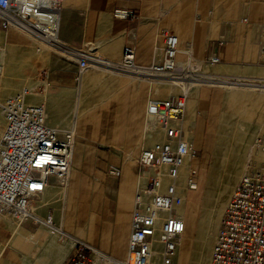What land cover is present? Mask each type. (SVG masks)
<instances>
[{"label": "crops", "instance_id": "0c3cea01", "mask_svg": "<svg viewBox=\"0 0 264 264\" xmlns=\"http://www.w3.org/2000/svg\"><path fill=\"white\" fill-rule=\"evenodd\" d=\"M116 8L134 10L137 19L114 18ZM0 31L4 32L1 28ZM9 31L8 36H0L3 71L10 63L6 61L8 46L14 47L20 41L13 35L14 30ZM164 32L179 38L177 62L184 73L189 70L190 52L191 62L196 66L207 65L208 59L218 57L221 65L264 74V0H64L61 40L75 48L95 50L94 55L102 60V65L85 72L77 93L74 80L77 63L54 53L48 57L46 49L37 48L36 53L47 56L50 74L58 83L47 98L49 125L66 129L70 124L69 115L75 109L74 159L69 185L66 190L61 188L60 216L55 212L46 213L39 206H34L30 218L20 224L8 216H0V264H64L72 256L69 242L60 243V236L52 235L44 225L45 216H50L52 224L65 234L88 243L105 257L95 256V264H106V261L117 264L126 259L135 196L145 184L135 159L140 142L142 146L146 143L142 137L147 102L150 97L168 99L176 88L167 80L159 83L155 81L162 80L113 70L109 63L121 61L125 46L135 49L136 63L141 67L162 63ZM85 43L92 47H83ZM23 53L31 57L32 45H27ZM257 68L260 73L255 70ZM216 76L219 75L214 76L216 80L202 83L186 97L189 122L201 101L206 99L204 93L200 95V88L222 82ZM159 85L170 89L154 87ZM227 89L231 90L230 107L244 101V96L234 88ZM251 90L264 92L261 88ZM224 95L225 92L215 93L210 115L220 109ZM257 102L264 103V98ZM259 109L263 111L264 120V107ZM245 110L240 109L243 119L247 118ZM201 125L200 122L195 125L197 130ZM159 138L149 136L148 140L154 142ZM199 139L195 137L194 146L201 150ZM207 149L208 144L204 151ZM203 165L206 166L204 160ZM110 166L121 168L120 178L109 174ZM50 184L53 186L52 179ZM46 192L47 189L43 197ZM211 201L205 198L201 215L207 224L214 222L209 220L214 218L209 209ZM189 207L184 209V218H188ZM197 233L189 243L183 236L179 264H193L194 261L199 264L204 232ZM208 254L204 264H209L211 252Z\"/></svg>", "mask_w": 264, "mask_h": 264}, {"label": "built area", "instance_id": "2783aa9c", "mask_svg": "<svg viewBox=\"0 0 264 264\" xmlns=\"http://www.w3.org/2000/svg\"><path fill=\"white\" fill-rule=\"evenodd\" d=\"M63 2L0 0V28L19 29L52 49L54 54L76 62L74 80L80 85L85 72L102 62L83 48L69 46L61 40ZM113 16L119 20L137 19L134 10L125 8H116ZM163 38L162 63L141 67L136 63L135 49L125 46L115 69L148 79H186L177 62L179 38L169 32H164ZM2 55L0 46V69ZM188 59L189 67L190 52ZM219 63L218 57L207 61L209 65ZM31 95L32 90L24 88L0 105L4 119L0 135V216L18 223L30 218L32 200L46 191L51 179H57L60 187L67 189L77 139L74 121L63 130L49 125L45 104H32ZM185 112L183 94L148 102L146 134L163 138L144 147L139 154L138 171L145 184L135 196L127 257L117 264H179L186 223L178 210L183 206L184 193L197 191L199 186L196 163L200 151L187 136ZM258 154H264V131L253 144V156ZM109 174L120 178L122 170L110 166ZM43 222L53 227L52 235L60 236V243L67 241L71 245L73 254L64 264H95V256L105 258L88 243L55 227L51 217ZM209 264H264V162L256 161L255 156L246 163L224 209Z\"/></svg>", "mask_w": 264, "mask_h": 264}, {"label": "rangeland", "instance_id": "374dc122", "mask_svg": "<svg viewBox=\"0 0 264 264\" xmlns=\"http://www.w3.org/2000/svg\"><path fill=\"white\" fill-rule=\"evenodd\" d=\"M12 30L15 31V34L13 35H15L17 38L20 39L19 41L20 43L18 42L14 47L8 46V49H7L8 55H7L6 61L10 63H9V66L5 69V71H3L2 69V73H0L1 74L0 75V105L3 104V102L7 98L16 94L22 89L30 88L32 90V95L29 97V101L32 104H37V105L45 104L47 114H48L47 98L49 97L51 90L55 86H57L58 83L54 78H52V75L50 74L49 64H48L49 62H48L47 56H45L44 53H41V54L36 53V50L37 48L38 49L40 48V50L46 49L48 51V57L53 55V50L50 48L48 49L45 46L41 45L33 37L25 34L19 29H11L10 31ZM7 33L8 31L7 32L0 31V36L6 37L8 36ZM27 38L32 40L35 43V45ZM29 44L32 45L33 47V54L31 57L28 58L24 56L23 52H24L25 47ZM84 46L92 47V45L88 43H85L83 47ZM55 56L62 57L57 54H55ZM195 69H200L202 72H204L207 75H214V76L219 75L216 77L222 81L218 83H212L209 86L203 85V87L200 88L199 90L201 92L200 95L202 96V94L204 93L206 99L204 101H201L200 105L196 108L192 121L189 122L187 113L185 112V127L187 131V136L191 139L194 145H195L194 143L195 137H200L199 142H200L202 149L199 150L200 156H199V160L196 163L198 174H199L198 190L194 192L184 193V196H183L184 203H183V206L179 208L178 211L181 214H183L185 207L190 206L189 207L190 211L188 212V218H184L186 221V229H185V234H184L186 242L189 243L191 237L193 236L195 237L196 234H199L197 232H204L203 235H201L203 236V242H202L203 249L200 255V259H199V264H204V258L209 255L208 253L212 251V248L216 242V237H217V233L220 227V222H221V219L224 213V209L226 205L229 203L232 193L234 192V190L239 184V181L244 172L246 163L248 162V160H250L248 159V153L251 150L253 152V144L255 140L260 135V133L264 131V120L262 119L263 111L259 109L260 107H264V103L257 102V100H261L264 98V92L260 90H251L253 88H261L262 90L264 89V86H261L262 84H264V74L257 75V73H249L243 70L232 68L230 66H224L221 64H217V65L207 64V65H201V66H196L195 64H192L189 66V70L185 72L186 73L185 77L187 78L191 76L192 74L194 75L193 73L194 71L192 72V70H195ZM231 69H233L234 71H232ZM226 70L228 71L227 73L222 72ZM255 70H258L260 73V70L258 68ZM249 75H253V76H249ZM75 86H76V90L78 93L81 89V84L77 85L75 83ZM154 87L160 90L170 89L169 86H164V85H159V86H154ZM229 87L234 88L235 91L239 93V95L244 96L245 98L244 101L237 102L233 105V107H230L231 105L229 104V98H230L231 90L227 89ZM216 92H225V95L223 96V102L221 104V107H219L220 109L217 112L213 113V115H210L211 113L210 108L212 105L213 97ZM180 95H182V92L180 91L179 88H176L175 92L172 94L171 97H178ZM154 99H163V97L162 98L150 97L148 102ZM148 102H147V105H148ZM231 108H233V110H231ZM146 109H147V106H146ZM239 109H243V110L247 109L245 110L247 114L245 115L247 116L246 119H241L235 115L234 111H237ZM74 110L75 109H73L71 111V114L69 115L68 121L70 124L71 122L75 120L73 118L75 114ZM224 113L227 114L229 122L236 124V125L238 124L236 127L240 129L241 132L243 131L242 133L244 134V136L246 135L245 136L246 141L244 143L242 142L243 144L239 142L236 145H234V144H231L232 143L231 138H225L224 146H222V149L220 148L219 146L220 141H221L220 124H221ZM211 120L213 122H211ZM199 122L202 125H201L200 130H197V127L195 125H197ZM148 123L149 122H148L147 114H146L145 124H144L145 133H143V137H142V139L146 141V143L145 144L143 143V146H142V142H140L141 146L139 147L140 149L137 152V156L135 159L136 164L138 162V157H139L141 150L144 147L151 146L155 142H157V141L149 142L148 140L150 136L146 134V128H147ZM3 130H4V119L1 114V108H0V134L3 132ZM158 137H160L159 140L163 138L161 135H159ZM207 144H208V149L204 151V148ZM232 146L236 149H240L242 153V156L240 159L241 168L239 169V172L237 173L238 175H237V180L235 182V186L232 189L231 193L229 194L227 193V195H229L227 197V200H225V202L223 201V205H222L223 212L221 214V217L217 218L213 223H210V224L204 223L203 218H201V215L203 214L205 198L209 197L210 199H212V202H214L216 205L219 202H221L223 197L226 195L225 188L220 187L224 179L223 178L224 172L222 170H225V168L221 169L220 171L221 176L219 175L220 177L218 176L217 177L218 179L215 178V180L211 182H209V170L211 166L214 164L217 154L218 153L223 154V152H225V154H228L227 152L228 150H230ZM254 156L256 157L255 158L256 161L264 162V154H258ZM261 158H263V160H260ZM203 160L206 162V166L203 165ZM186 170H187V167L184 169L182 176H181L182 184H184ZM52 181H53V186H51L50 184L49 187L47 188L46 194L44 195L46 199H44L43 194H42L39 198L32 200L31 212H34L35 207L39 206L43 210H45L46 213L50 214V212H55L58 216H60L61 211H62V203H63L62 202L63 196L61 193L62 189L57 179L53 178ZM211 189L212 190L214 189L213 190L214 192H212ZM211 193H212V196H211ZM49 217L50 216L48 217L45 216L44 218L47 219ZM195 246H197V241L195 242V238H194V247ZM194 251H195V248H194ZM193 264H195V261L193 262Z\"/></svg>", "mask_w": 264, "mask_h": 264}, {"label": "bare ground", "instance_id": "6f19581e", "mask_svg": "<svg viewBox=\"0 0 264 264\" xmlns=\"http://www.w3.org/2000/svg\"><path fill=\"white\" fill-rule=\"evenodd\" d=\"M35 40L37 42H39L41 45L47 47L46 45L42 44L37 39H35ZM47 48H49V47H47ZM84 51L86 53L91 54V55H94L96 53V52L93 53V51H95V50H91L89 48L85 49ZM3 56H4V54L2 55L0 73H2ZM94 57L96 58L95 55H94ZM101 62H102V60H101ZM116 64H118V63H109V66H110L111 69L117 71V69H115V67H117ZM95 67H97V66H95ZM192 72L194 73V75L192 74L191 76L187 77L186 79L183 78V79H179V80H169V79L160 77L158 79L159 80H162V81H155V82H159V83L161 82L162 83L163 81H166V80L169 81V84H171L172 86H175V88H179L180 91L182 92V94L186 98L188 96V94L191 93L190 91L192 89L197 88L202 83H205V82L208 83L210 81L216 80L215 77H214V75H207L204 72H202L200 69L192 70ZM146 79H148V78H146ZM234 112H235V115L236 116H238L239 118H241V111H240V109L237 110V111H234ZM241 119H243V118H241ZM237 125L229 122L228 117H227V114L225 113V116L223 117V119L221 121V124H220V138H221V141H220L219 146H220L221 149H222V146H224V139L225 138H231L232 139V143L231 144H234V145H236L239 142L240 143H242V142L244 143L246 141L245 140L246 139V137H245L246 135L244 136V134L242 133L243 131L241 132V130L236 127ZM216 137H218V136H216ZM216 147H218V146H216ZM227 153L228 154H225V152H223V154L222 153H218L216 159L214 158L215 159L214 164L211 166V168L209 170V182H211V181L215 180V178H217L220 175L221 169L225 168V170H222L224 172L223 173L224 174L223 175V178L224 179H223V183H221L220 187L225 188L226 195H227V193L228 194L231 193L232 189L235 186V182L237 180V175H238L237 173L239 172V169L241 168V166H240V159H241V156H242V153H241L240 149H236L233 146L230 148V150H228ZM251 158H253V152H252V150L248 153V159H251ZM260 160H263V158H261ZM185 166H186V164H185ZM212 188H213V186H212ZM62 189H64V188H62ZM216 189H217V187H216ZM213 190H212V192H214ZM226 195L223 197L222 201L219 202L216 205H215L214 202H212V201L210 202L212 204L210 205V208L209 209L212 210V215L214 217V218H209L210 221H213V220L215 221L217 219L216 216L221 215V213L223 212V208H222L223 201L225 202V200H227V197L229 196V195H227V196ZM211 196H212V193H211ZM30 213H31V209H30ZM43 223L49 229V231L52 234L53 227L49 223H45V222H43ZM57 232L59 234H62L60 230H58ZM105 263L106 264H110L109 261H106Z\"/></svg>", "mask_w": 264, "mask_h": 264}]
</instances>
